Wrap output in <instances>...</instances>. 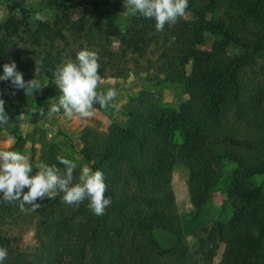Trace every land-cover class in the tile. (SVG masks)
I'll return each mask as SVG.
<instances>
[{
	"label": "trees",
	"instance_id": "16d2710c",
	"mask_svg": "<svg viewBox=\"0 0 264 264\" xmlns=\"http://www.w3.org/2000/svg\"><path fill=\"white\" fill-rule=\"evenodd\" d=\"M45 2L84 13L76 21L0 23V75L4 64L15 62L26 82L34 75L47 79V97H54L61 94L54 83L57 66L87 48L99 53L101 77L121 78L128 66H145L155 80L161 74L181 84L191 100L172 110L139 105L125 125L114 123L105 135H81L73 183L83 166L104 172L112 204L102 216L93 214L88 200L70 206L60 193L40 201L28 217L19 201L5 202L0 193V246L8 250L3 264H198L185 239L164 244L157 237L174 231L163 181L176 162L188 170L193 201L207 203L219 185L232 201L228 264H264V0H189L186 14L196 4L201 13L166 24L162 32L154 19L133 12L125 33L114 19L125 0ZM206 36L214 39L204 50ZM188 63L190 75L181 71ZM5 110L11 121L0 131H11L21 148L19 114ZM40 112L32 111V123ZM57 157L47 156V164L64 169ZM224 164L235 168L225 174ZM27 228L34 234L32 246L22 244Z\"/></svg>",
	"mask_w": 264,
	"mask_h": 264
},
{
	"label": "rangeland",
	"instance_id": "374dc122",
	"mask_svg": "<svg viewBox=\"0 0 264 264\" xmlns=\"http://www.w3.org/2000/svg\"><path fill=\"white\" fill-rule=\"evenodd\" d=\"M133 12L132 8L122 5L114 16L121 32L125 33L127 30L128 18ZM83 13L81 8L66 10L49 8L45 0H0V23L9 22L11 19L20 25L27 22L54 23L64 18L76 21ZM199 13H201L199 4H196L194 12L187 13L183 19L194 20ZM205 39L206 45L202 47L204 50L214 38L206 36ZM117 46L118 41L115 39L112 47ZM128 69L127 74L121 78L109 74L102 77L104 80L100 85L102 90L114 87L119 93L113 101L115 106H110L104 111L96 109L95 116L87 119L79 117L69 119L64 116L62 109L59 113L49 115L51 106L58 103L61 94L47 97L51 91L47 79H39L35 75L31 78L37 79L41 85L32 96L26 95L25 90L15 88L10 80L0 81V99L5 101V107L18 112L19 130L23 137V145L18 148L15 146V136L11 131H0V150L20 151L26 155L33 167L30 175L38 172L37 165L47 164L46 158L52 154L67 158L78 166L81 165L80 137L84 132L89 130L105 135L112 124L125 125L129 112L139 105H156L172 110L191 100V94L185 92L181 84L172 82L167 77L163 78L161 74L158 80H155L153 71H145V66L137 70L128 66ZM191 70L192 64L188 63L181 71L190 75ZM147 77H151L152 81H148ZM35 109H43L44 115L32 123L30 117ZM234 168V165H223L225 174H229ZM252 182L258 185L260 179L255 178ZM163 189L168 196L173 215L174 231L172 234H158L157 237L164 244H170L173 237L185 239L189 252L198 264H228L224 256V247L227 222L232 215V201L228 199L223 187L221 185L214 187L212 198L205 204L193 201L188 170L176 162L171 165L167 178L163 181ZM37 203H40V200H37ZM27 209L29 214L26 215L32 217V212H29L31 207ZM22 244L23 246L34 244V234L30 228L25 229Z\"/></svg>",
	"mask_w": 264,
	"mask_h": 264
},
{
	"label": "clouds",
	"instance_id": "9594fccd",
	"mask_svg": "<svg viewBox=\"0 0 264 264\" xmlns=\"http://www.w3.org/2000/svg\"><path fill=\"white\" fill-rule=\"evenodd\" d=\"M126 8L147 19L156 21V31L162 32L165 25L174 26L180 18L186 15L189 0H125ZM100 56L97 51L84 48L77 52L75 59L67 58L57 66L54 83L61 95L57 104L50 108L49 115L63 110L64 116L73 119L91 118L96 114L94 105L101 108L114 107L113 101L118 96L114 87L106 91L100 88L104 82L99 74ZM11 81L17 89L25 90V94L32 96L41 85L37 79L25 81L23 73L17 71L15 62L4 64L0 81ZM44 115L43 109L40 112ZM22 117V116H21ZM11 118L5 110V101L0 99V126H6ZM64 169L55 164L41 163L37 165L38 172L30 175L33 167L29 158L20 151L0 150V193L3 201L12 203L19 201L22 212L31 207L35 212L41 208L37 200L55 199L63 193L62 202L68 205H79L88 200V208L97 216L106 214L112 200L106 197L107 184L102 170L93 171L85 166L81 170L79 180L74 181L75 163L64 157H57ZM25 188L28 189L25 192ZM8 258V250L0 246V264Z\"/></svg>",
	"mask_w": 264,
	"mask_h": 264
}]
</instances>
